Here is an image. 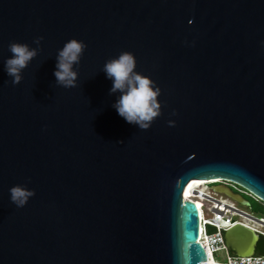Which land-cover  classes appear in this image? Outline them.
<instances>
[{
  "label": "water",
  "instance_id": "obj_1",
  "mask_svg": "<svg viewBox=\"0 0 264 264\" xmlns=\"http://www.w3.org/2000/svg\"><path fill=\"white\" fill-rule=\"evenodd\" d=\"M38 36L13 86L8 45ZM71 39L87 47L66 89L54 71ZM125 51L161 89L148 130L112 107L101 71ZM191 179L264 204V0H0V264H200ZM17 185L35 191L22 208ZM256 237L223 231L236 256Z\"/></svg>",
  "mask_w": 264,
  "mask_h": 264
},
{
  "label": "clouds",
  "instance_id": "obj_2",
  "mask_svg": "<svg viewBox=\"0 0 264 264\" xmlns=\"http://www.w3.org/2000/svg\"><path fill=\"white\" fill-rule=\"evenodd\" d=\"M43 39L42 36H38L33 40L36 48H30L24 43H9L8 50L12 55L4 61V70L12 78L13 86L21 83L22 71L38 55ZM86 47L87 45L82 41L71 39L64 44L62 49L58 50L56 70L54 71L56 85L66 89L77 86L78 71L74 70V65L80 64ZM135 69V56L125 51L120 53L117 58L109 59L101 71L113 81L109 94L117 92L121 94L112 107L129 124L137 125L140 130H148L155 119L162 114L161 103L158 100L161 89L150 77L140 74ZM176 114L175 110L171 113V115ZM168 125L174 127L175 121L169 120ZM118 143L122 144L123 141ZM9 192L10 201L17 208L24 207L29 198L35 195L34 190L20 185L11 187Z\"/></svg>",
  "mask_w": 264,
  "mask_h": 264
},
{
  "label": "built area",
  "instance_id": "obj_3",
  "mask_svg": "<svg viewBox=\"0 0 264 264\" xmlns=\"http://www.w3.org/2000/svg\"><path fill=\"white\" fill-rule=\"evenodd\" d=\"M211 182L213 181L203 183L200 190H198L200 193L188 198L197 203L198 236L196 241L200 243L206 253L205 261L210 259L211 264H264V250L259 255L236 256L228 253L223 241V231L235 224L249 229L256 236L264 237V218L255 219L249 211L238 209L233 201L211 191L209 186H207ZM223 183L235 187L245 195H250L232 183ZM202 202L207 203V205L203 204V207H201ZM204 212L207 215L205 218L203 216ZM217 251H223V259L214 258L213 255Z\"/></svg>",
  "mask_w": 264,
  "mask_h": 264
},
{
  "label": "bare ground",
  "instance_id": "obj_4",
  "mask_svg": "<svg viewBox=\"0 0 264 264\" xmlns=\"http://www.w3.org/2000/svg\"><path fill=\"white\" fill-rule=\"evenodd\" d=\"M207 181H214V179H207V180H199V179H195V180H190L188 181L184 188H183V193H182V197L183 198H190L193 195H198L200 192H198V190H200V188L202 187V184L207 182ZM196 205V209H197V203H194ZM197 216H198V210H197ZM206 254V253H205ZM200 264H211V260L207 259V261H204Z\"/></svg>",
  "mask_w": 264,
  "mask_h": 264
},
{
  "label": "trees",
  "instance_id": "obj_5",
  "mask_svg": "<svg viewBox=\"0 0 264 264\" xmlns=\"http://www.w3.org/2000/svg\"><path fill=\"white\" fill-rule=\"evenodd\" d=\"M244 199L247 200V202L249 203V205L251 206L252 203L254 205L257 206V208L261 211H264V204L259 201L258 199L254 198L253 196H250V195H243ZM252 212V210L250 209V213ZM264 250V237L258 235L256 237V240L254 241V244H253V248H252V252L251 254L252 255H259L263 252Z\"/></svg>",
  "mask_w": 264,
  "mask_h": 264
},
{
  "label": "rangeland",
  "instance_id": "obj_6",
  "mask_svg": "<svg viewBox=\"0 0 264 264\" xmlns=\"http://www.w3.org/2000/svg\"><path fill=\"white\" fill-rule=\"evenodd\" d=\"M207 186H210V184H208ZM236 189V188H235ZM237 190V189H236ZM242 191V190H241ZM243 195V194H242ZM203 204L204 205H207V203H205V202H202V204H201V207H203ZM235 206L238 208V209H241V210H244V211H249V213H250V209L252 210V212L250 213L255 219H263L264 218V211H261V209L259 210L258 208H257V206L256 205H254L253 203H252V205L250 206L249 205V203H248V205L247 206H244V205H239V204H236L235 203ZM203 216H204V218L207 216L206 214H205V212L203 213ZM229 253V252H228ZM230 254V253H229ZM214 258L215 259H218V260H220V259H223V257H224V253H223V251H217L216 253H214Z\"/></svg>",
  "mask_w": 264,
  "mask_h": 264
},
{
  "label": "flooded vegetation",
  "instance_id": "obj_7",
  "mask_svg": "<svg viewBox=\"0 0 264 264\" xmlns=\"http://www.w3.org/2000/svg\"><path fill=\"white\" fill-rule=\"evenodd\" d=\"M231 190H233L234 192H238L241 194V196L243 197L244 193H241L240 191L236 190L235 187L232 186H228ZM243 194V195H242ZM244 198V197H243Z\"/></svg>",
  "mask_w": 264,
  "mask_h": 264
}]
</instances>
